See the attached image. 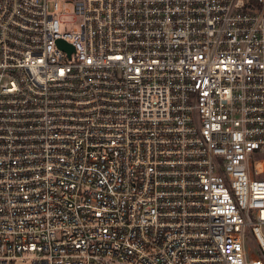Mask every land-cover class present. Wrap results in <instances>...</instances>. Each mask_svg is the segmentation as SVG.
Masks as SVG:
<instances>
[{
	"label": "built area",
	"instance_id": "1",
	"mask_svg": "<svg viewBox=\"0 0 264 264\" xmlns=\"http://www.w3.org/2000/svg\"><path fill=\"white\" fill-rule=\"evenodd\" d=\"M262 226L264 0H0V264H264Z\"/></svg>",
	"mask_w": 264,
	"mask_h": 264
},
{
	"label": "rangeland",
	"instance_id": "2",
	"mask_svg": "<svg viewBox=\"0 0 264 264\" xmlns=\"http://www.w3.org/2000/svg\"><path fill=\"white\" fill-rule=\"evenodd\" d=\"M52 1L53 0H49V4H51ZM60 1L61 0H58V2H60ZM63 20H64V22L60 23V29L62 31H65V30L69 31L74 26H77V22L70 23L72 21V18L70 16H68L67 18H65ZM68 21H70V22L68 23ZM261 231H262V234L264 235V226L261 227ZM245 250L248 253V255L260 256V252L258 251V249L255 246V243L251 237H248L245 241ZM14 264H30V261H28V260H26V261L17 260Z\"/></svg>",
	"mask_w": 264,
	"mask_h": 264
},
{
	"label": "water",
	"instance_id": "3",
	"mask_svg": "<svg viewBox=\"0 0 264 264\" xmlns=\"http://www.w3.org/2000/svg\"><path fill=\"white\" fill-rule=\"evenodd\" d=\"M58 45H59L61 48H65V49H67V50H71V49H73V47H72L70 44H68V43H66V42H64V41H61V40L58 41Z\"/></svg>",
	"mask_w": 264,
	"mask_h": 264
}]
</instances>
